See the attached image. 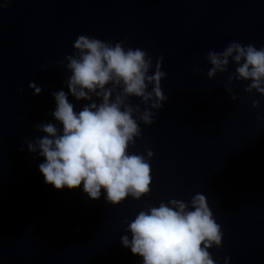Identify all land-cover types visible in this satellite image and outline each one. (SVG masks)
I'll list each match as a JSON object with an SVG mask.
<instances>
[{
    "label": "water",
    "instance_id": "water-1",
    "mask_svg": "<svg viewBox=\"0 0 264 264\" xmlns=\"http://www.w3.org/2000/svg\"><path fill=\"white\" fill-rule=\"evenodd\" d=\"M82 34L146 50L154 63L164 57L169 100L153 125L141 123L130 150L146 158L149 148L155 152L152 191L140 200L113 205L92 200L82 186L58 190L39 171L43 158L28 150L43 135L35 125L55 122L52 93L69 91L66 56ZM232 41L264 47V0H12L0 7V264H142L121 243L131 235L127 224L142 210L197 193L224 232L222 247L210 250L217 264L228 257L264 264V96L248 93L247 81L229 82L234 61L207 75V53ZM69 97L77 111L90 103Z\"/></svg>",
    "mask_w": 264,
    "mask_h": 264
},
{
    "label": "clouds",
    "instance_id": "clouds-1",
    "mask_svg": "<svg viewBox=\"0 0 264 264\" xmlns=\"http://www.w3.org/2000/svg\"><path fill=\"white\" fill-rule=\"evenodd\" d=\"M11 4L12 0H6L0 7ZM74 48L75 53L66 56L71 71L69 91L52 93L55 122L35 125L43 135L34 143L27 142L28 150L43 158L39 171L45 183L58 190L82 186L92 200L103 196L113 205L129 197L140 200L152 191L151 158L155 152L149 148L146 158L130 150L142 137L141 123L153 125L169 100L161 83L167 78L164 57L154 63L146 50L83 34ZM206 58L212 65L209 78L227 72L230 61H234L236 69L229 82L247 81L248 93L264 96V47L232 41L221 52L209 51ZM29 87L35 95L43 92L35 82ZM227 91L233 101L240 99L232 87ZM69 93L76 100L90 103L77 111ZM133 98L148 107L133 104ZM252 106L260 108V101L255 100ZM258 119L264 120V115H258ZM20 151H24L23 146ZM126 231L131 235H123L121 243L142 258V264H217L210 250L222 247L224 240L222 225L201 193L190 202L173 198L140 211ZM224 264H231V258H225Z\"/></svg>",
    "mask_w": 264,
    "mask_h": 264
}]
</instances>
